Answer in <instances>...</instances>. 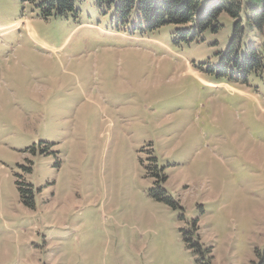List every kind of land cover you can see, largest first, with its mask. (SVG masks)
I'll use <instances>...</instances> for the list:
<instances>
[{"label": "rangeland", "instance_id": "374dc122", "mask_svg": "<svg viewBox=\"0 0 264 264\" xmlns=\"http://www.w3.org/2000/svg\"><path fill=\"white\" fill-rule=\"evenodd\" d=\"M76 10L0 0V264H198L181 233L193 220L213 264H251L264 68L223 60L237 21L186 42L173 25L141 35L95 0ZM244 27L240 55L264 57ZM158 183L180 208L152 196Z\"/></svg>", "mask_w": 264, "mask_h": 264}, {"label": "trees", "instance_id": "16d2710c", "mask_svg": "<svg viewBox=\"0 0 264 264\" xmlns=\"http://www.w3.org/2000/svg\"><path fill=\"white\" fill-rule=\"evenodd\" d=\"M32 3L44 18L65 16L76 13V0H23ZM104 11L114 10L122 23H129L132 18L137 20L135 31L141 35L155 32L165 26L177 27L175 34L186 42H192L204 32L221 29L219 18L227 14L236 20L234 35L227 48L223 60L233 63L243 75L259 72L264 68V57L255 49H247L241 56V38L245 25L257 31L264 38V0H95ZM245 15V23L242 17ZM34 151V149H33ZM43 152V151H42ZM166 180V178H165ZM159 184L157 194L152 196L160 202H165L173 208H180ZM24 205L35 207L34 187L18 184ZM184 220V217L182 218ZM183 241L188 249L196 256L198 264H213L212 248L201 242L198 220L192 221V229H182ZM251 264H264V250L256 249L255 260Z\"/></svg>", "mask_w": 264, "mask_h": 264}]
</instances>
